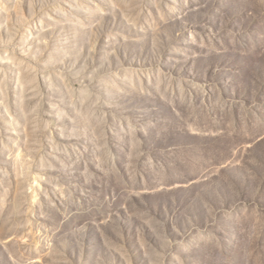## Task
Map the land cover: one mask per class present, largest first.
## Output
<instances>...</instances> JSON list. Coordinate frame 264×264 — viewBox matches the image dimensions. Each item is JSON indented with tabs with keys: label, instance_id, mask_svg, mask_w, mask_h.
<instances>
[{
	"label": "rangeland",
	"instance_id": "1",
	"mask_svg": "<svg viewBox=\"0 0 264 264\" xmlns=\"http://www.w3.org/2000/svg\"><path fill=\"white\" fill-rule=\"evenodd\" d=\"M0 264H264V0H0Z\"/></svg>",
	"mask_w": 264,
	"mask_h": 264
}]
</instances>
